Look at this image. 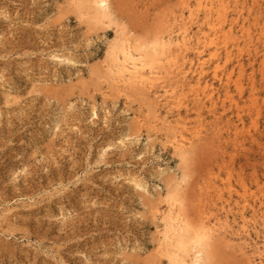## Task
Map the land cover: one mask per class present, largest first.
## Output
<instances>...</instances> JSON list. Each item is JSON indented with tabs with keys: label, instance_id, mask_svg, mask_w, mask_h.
I'll use <instances>...</instances> for the list:
<instances>
[{
	"label": "rangeland",
	"instance_id": "1",
	"mask_svg": "<svg viewBox=\"0 0 264 264\" xmlns=\"http://www.w3.org/2000/svg\"><path fill=\"white\" fill-rule=\"evenodd\" d=\"M185 1L191 0H114L116 22L149 40L174 11L186 14ZM252 2L248 0L243 17L253 23L259 14L263 26L264 0L259 1L261 6ZM75 3L0 0V213L5 217L0 223V264H129L122 261L120 246L134 264H168L155 257L161 223L151 210L166 208L160 199L167 187L157 178L158 171L169 168L168 173L179 177L181 163L165 137L152 130L153 96L141 90H133L131 98L116 94L102 67L107 44L115 39V25L81 20ZM257 29L253 27L254 35ZM247 46L241 44L239 54L249 72L250 59L264 58V44ZM259 80L255 106L249 101L248 77L242 79L241 93L231 83V97L223 96V86L214 81L220 90L214 110L206 107L199 112L189 101L191 95L183 100L181 118L197 126L202 137L200 149L183 165L192 184L182 192L193 204L188 205L193 220L214 223L230 190L234 192L230 215L241 223L234 206L236 192L246 188L259 196L264 193V86ZM125 110L148 118L140 132L143 143L151 137L152 152L143 144L124 148L115 144L125 131L121 123L133 118H126ZM228 120L239 125V135L228 128ZM56 121L58 128L53 130ZM108 144L115 146L104 152ZM120 174L124 177L115 181ZM131 176L143 188L136 190L129 182ZM247 216L250 246L241 252L234 242L217 240L213 264H256L252 246L264 238V229L250 213Z\"/></svg>",
	"mask_w": 264,
	"mask_h": 264
},
{
	"label": "bare ground",
	"instance_id": "2",
	"mask_svg": "<svg viewBox=\"0 0 264 264\" xmlns=\"http://www.w3.org/2000/svg\"><path fill=\"white\" fill-rule=\"evenodd\" d=\"M252 1L253 4L260 5V0ZM75 2L77 8L79 7L81 20L87 19L92 24L115 25V39L107 44L102 67L109 77V80L114 85L113 87L116 90V94L131 98L130 93L133 90H136V92L137 90H141L147 95L153 96L154 106L151 108V114L154 117L152 121L154 120L156 124L152 130L156 135L159 134L165 137V144L173 149L181 163H179L180 169L177 168L181 170V176L179 177L176 174L168 173L170 171L169 168L160 169L161 171H158L159 175L157 174V178L165 183L167 193L164 195L165 197H163V200L160 199L161 202H164L166 208L161 211L160 207L155 206L151 210V213H153L161 223V229L158 230L159 237L155 247V257L162 260L164 259L168 264H213L212 249H214L213 246L217 240L234 242L233 245L238 247L237 250L241 252L244 251L250 246L247 239L249 232L247 228L249 223L247 220V213L251 214V219L260 222L261 228L264 229V193L261 191L262 194L259 196V194L255 192H248L246 188H244L243 193H238L235 189L238 198L235 199L234 206H236L235 209H237L236 213L242 219L241 223L237 222L235 217L231 218L230 212L232 213L233 209L229 207L232 205L231 200L233 199L234 192L232 194L230 190L228 196L229 200L225 199L226 205L223 204L221 207L224 213L221 212L220 217L217 218L214 223L209 219L206 220V218H196L197 221L193 220L190 215L193 216L194 211L191 212V210H189L191 208L189 204H193L190 201L188 204L186 193L184 194L182 192L187 189L189 184H192L189 182V174L186 173L184 166L189 160L190 155L197 150V148L200 149L199 145L202 137L197 126H193L188 118L187 120L181 118L179 111L184 104H186L183 100L187 98L188 95H191V99L188 100L192 103L193 108L199 112L204 108L206 109V107H209V110H214L220 98V90L214 85V81H219L220 85L223 86V96L231 97L228 96L231 83H234L236 90L241 93L244 89L242 83L244 77H248L250 81L251 92L249 101H251L253 105L257 102L255 94L256 89H258L256 80L260 77L259 82L264 86V58L247 60L249 66L251 65V71L248 72L245 64L240 58V52L242 50L240 46L244 43L246 49L249 43L264 44V22L262 21L263 26H260L259 14L254 17L253 23H251L249 17H243L244 9L248 6V0L185 1L183 9L186 10V14L182 11H174L171 18L163 20L162 25L156 30L153 37L151 36V39L143 40L132 35L134 32L132 31L133 28L129 30L126 26H123V24L116 22L118 17L116 15L114 0H75ZM260 6H258L259 9ZM253 27H258L255 35L253 34ZM235 49H237L236 51L238 52L236 55L233 52ZM258 61L259 66L256 67ZM230 63L233 64L232 67H229ZM96 72L98 73V71ZM235 73H237V77ZM227 101L230 102L231 99ZM233 101L235 102V99ZM251 103H249V105H251ZM235 104H237V101ZM187 106L188 104L186 108ZM256 111L257 114H261V110L258 109V107ZM176 112L178 113L176 114ZM133 113L129 110L124 111L126 118L133 115ZM58 116H60V114H58ZM237 117L242 120L240 112L237 114ZM147 119L148 118L143 117L141 113H135L131 121L129 120L127 121L128 123L125 122L124 124L121 123L125 126V131H123L122 136L115 144H119L121 148L128 146L127 144H143L145 150L152 152L154 147L149 142L151 137L148 136L143 143L140 132L141 128L147 126ZM216 122L218 121L216 120ZM255 123H258V121ZM227 124L228 128L230 127L231 130L234 131L235 136L236 134L239 135L238 132L240 129L238 124L232 123L231 120H228ZM57 128L58 122L56 121L53 130ZM152 130H149V132H152ZM240 131L242 132V130ZM244 132L246 131L244 130ZM216 134L217 133H215V135ZM255 140L257 141L256 137ZM204 143L202 144L204 145ZM115 144L106 145L103 149L104 152L114 148ZM232 155L234 156V154ZM231 161L234 160L232 159ZM123 177L124 176L120 174L114 176L113 179L119 181ZM255 179H257V177H255ZM255 181L257 186H261L258 180ZM129 182L136 190L143 188V183L132 176L129 177ZM193 187H195V185ZM199 190L202 191V187H200ZM207 193L211 196L209 191H206V194ZM212 193L214 194V192ZM200 201L202 202V200ZM202 203H204V201ZM226 206H228V209ZM4 218V214L1 212L0 223H3ZM1 225L2 224H0V227ZM259 231L260 229L258 228L255 230V233L259 234ZM235 240H237V242ZM120 247L122 248L121 252L124 256L122 261L134 264L129 256H125V254H127L126 248ZM252 247V255L257 258L256 264H264V238L260 242H254V246Z\"/></svg>",
	"mask_w": 264,
	"mask_h": 264
}]
</instances>
